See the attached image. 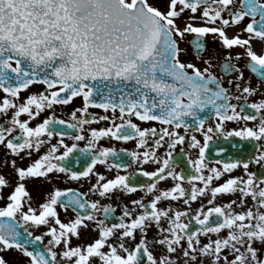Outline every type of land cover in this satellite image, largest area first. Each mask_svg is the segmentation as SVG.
I'll return each mask as SVG.
<instances>
[{
  "label": "snow or ice",
  "instance_id": "snow-or-ice-1",
  "mask_svg": "<svg viewBox=\"0 0 264 264\" xmlns=\"http://www.w3.org/2000/svg\"><path fill=\"white\" fill-rule=\"evenodd\" d=\"M0 153V264H264V0H0Z\"/></svg>",
  "mask_w": 264,
  "mask_h": 264
},
{
  "label": "flooded vegetation",
  "instance_id": "flooded-vegetation-1",
  "mask_svg": "<svg viewBox=\"0 0 264 264\" xmlns=\"http://www.w3.org/2000/svg\"><path fill=\"white\" fill-rule=\"evenodd\" d=\"M209 38H210V37H209ZM208 44H209V54H211L212 52H214V51L216 50L217 46H214V42L209 41V40H208ZM41 87H42V86H39V85H38V86H36V88H34L33 90L35 91V90H37V89H39V88H41ZM76 103H79V101H77ZM65 112H66V110H60V109H58V115H63V114H65ZM94 126H96V125H94ZM125 146H126V147H129V148L132 147L131 144H128V145H125ZM0 156H2V153H0ZM100 170L103 171V168L101 167ZM4 171L7 172V171H9V170H8V169H4ZM62 186H63V185H62ZM47 187H49V186H48V185H45L43 188H40V189H36V188H34L33 191H34V192H36V191H40V192H42V191H44ZM86 188H87V184H84L81 190H86ZM5 191L7 192V191H9V190H8V189H5ZM62 217H63V214H62ZM8 259H9L10 261H13V260L16 259V257H15V255L13 254V255H9V256H8Z\"/></svg>",
  "mask_w": 264,
  "mask_h": 264
},
{
  "label": "rangeland",
  "instance_id": "rangeland-1",
  "mask_svg": "<svg viewBox=\"0 0 264 264\" xmlns=\"http://www.w3.org/2000/svg\"><path fill=\"white\" fill-rule=\"evenodd\" d=\"M208 40H209V41H212L211 38H209ZM212 42H213V41H212ZM214 46H217V45L215 44V42H214Z\"/></svg>",
  "mask_w": 264,
  "mask_h": 264
}]
</instances>
